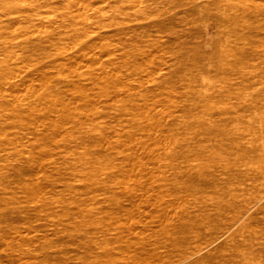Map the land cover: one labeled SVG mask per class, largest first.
<instances>
[{
  "label": "rangeland",
  "instance_id": "1",
  "mask_svg": "<svg viewBox=\"0 0 264 264\" xmlns=\"http://www.w3.org/2000/svg\"><path fill=\"white\" fill-rule=\"evenodd\" d=\"M0 264H264V0H0Z\"/></svg>",
  "mask_w": 264,
  "mask_h": 264
},
{
  "label": "bare ground",
  "instance_id": "2",
  "mask_svg": "<svg viewBox=\"0 0 264 264\" xmlns=\"http://www.w3.org/2000/svg\"><path fill=\"white\" fill-rule=\"evenodd\" d=\"M23 69V68H22ZM14 79H15V77H14ZM19 84V83H18ZM50 84V83H49ZM5 89V88H4Z\"/></svg>",
  "mask_w": 264,
  "mask_h": 264
}]
</instances>
